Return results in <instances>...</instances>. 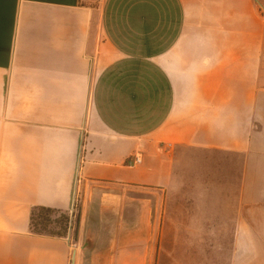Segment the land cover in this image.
Wrapping results in <instances>:
<instances>
[{
    "label": "crops",
    "instance_id": "0c3cea01",
    "mask_svg": "<svg viewBox=\"0 0 264 264\" xmlns=\"http://www.w3.org/2000/svg\"><path fill=\"white\" fill-rule=\"evenodd\" d=\"M91 1L0 0V264H264V0Z\"/></svg>",
    "mask_w": 264,
    "mask_h": 264
},
{
    "label": "trees",
    "instance_id": "16d2710c",
    "mask_svg": "<svg viewBox=\"0 0 264 264\" xmlns=\"http://www.w3.org/2000/svg\"><path fill=\"white\" fill-rule=\"evenodd\" d=\"M56 214H59V217L57 219L52 218ZM68 222V217L64 213L35 206L30 210L29 231L34 235L62 238L65 237L68 230Z\"/></svg>",
    "mask_w": 264,
    "mask_h": 264
},
{
    "label": "rangeland",
    "instance_id": "374dc122",
    "mask_svg": "<svg viewBox=\"0 0 264 264\" xmlns=\"http://www.w3.org/2000/svg\"><path fill=\"white\" fill-rule=\"evenodd\" d=\"M93 3H95L96 5H98L99 3V0L97 1H91ZM81 201L80 199L78 200L77 202V206L74 207V212L73 214L76 215L77 214V211L80 210V207H81ZM7 206H0V216H6L8 215V211L6 209ZM67 217H68V230L66 232V235H65V238H69V234H70V239L68 240V244H69V250H70V259H69V264H84V262H87L88 259L86 257H84L83 255H78V242L76 241L75 239V236H74V229H75V217L73 215V217H71L70 215L64 213ZM59 217V214H56L55 216L53 215L52 218L54 219H57ZM5 228H10L5 226ZM128 245V244H127ZM127 254H132V252H127ZM73 258V259H72ZM74 260V261H73ZM100 260H98L99 262ZM134 260L132 259V256H130V259L129 257H126V258H123L121 260V262L123 264H132Z\"/></svg>",
    "mask_w": 264,
    "mask_h": 264
},
{
    "label": "built area",
    "instance_id": "2783aa9c",
    "mask_svg": "<svg viewBox=\"0 0 264 264\" xmlns=\"http://www.w3.org/2000/svg\"><path fill=\"white\" fill-rule=\"evenodd\" d=\"M141 163V157L139 155L135 156L133 159L127 161L126 165L132 167Z\"/></svg>",
    "mask_w": 264,
    "mask_h": 264
}]
</instances>
